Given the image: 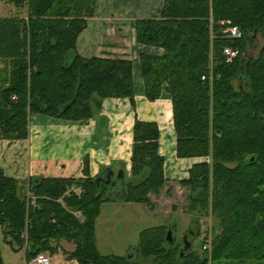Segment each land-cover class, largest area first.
I'll use <instances>...</instances> for the list:
<instances>
[{
    "label": "trees",
    "instance_id": "trees-1",
    "mask_svg": "<svg viewBox=\"0 0 264 264\" xmlns=\"http://www.w3.org/2000/svg\"><path fill=\"white\" fill-rule=\"evenodd\" d=\"M1 2L12 13L0 16V137L24 138L33 112L79 120L91 117L103 97L132 102L128 59L75 50L95 0ZM230 26L239 37L229 35ZM133 29L136 42L161 49L140 52L139 71L146 99L161 90L170 98L176 156L204 158L177 181L188 227L179 236L175 221L144 228L125 255L101 254L95 246L101 203L152 208L148 194L167 183L156 126L135 119L130 173L113 184L105 168L85 179L37 178L28 185L36 197L29 205L19 182L0 171L4 233L24 245L27 257L53 253L50 241H71L68 255L78 264H264V0H163L156 14L135 19ZM256 37L260 45L249 54ZM226 47L236 50L228 60ZM69 186L81 192L64 195ZM189 235L201 236L198 250ZM207 238L209 249H202Z\"/></svg>",
    "mask_w": 264,
    "mask_h": 264
},
{
    "label": "crops",
    "instance_id": "crops-1",
    "mask_svg": "<svg viewBox=\"0 0 264 264\" xmlns=\"http://www.w3.org/2000/svg\"><path fill=\"white\" fill-rule=\"evenodd\" d=\"M162 2L95 0L93 14L86 19L75 40V50L82 56H117L130 61L132 102L126 97H103L91 117L79 120L33 112L29 115L24 138L0 137V171L3 176L19 182V194L24 196L27 204L31 205L26 199V192H30L29 182L37 178L85 179L96 176L104 168L112 171V179L119 170L128 177L135 119L152 122L157 129L156 151L162 157V174L167 181L158 194L168 195L175 189H184L177 181L187 176L191 164L204 158L176 156L170 98L161 90L156 99H146L139 71L138 54H159L161 49L136 42L133 29L135 19L156 14ZM153 195L148 194L150 201ZM148 211L153 212L154 209L150 210L143 203L119 200L101 203L94 221V241L98 252L101 253L102 237L108 235L111 239L117 232L126 235L123 231L126 230L124 222L126 224L127 218L130 219L129 224L131 218L140 221L131 229L137 241L139 231L147 228L141 222ZM115 241H109L113 248ZM50 244L56 246L53 253L41 252L49 256L47 264H78L74 257L68 255L74 247L73 242L59 239L50 241ZM109 244L107 251L101 254L128 252L133 247L131 242H121L122 248L113 251ZM24 251V245L17 247L0 224V264H34L32 257H27Z\"/></svg>",
    "mask_w": 264,
    "mask_h": 264
},
{
    "label": "rangeland",
    "instance_id": "rangeland-1",
    "mask_svg": "<svg viewBox=\"0 0 264 264\" xmlns=\"http://www.w3.org/2000/svg\"><path fill=\"white\" fill-rule=\"evenodd\" d=\"M10 13H12V7L9 5V4H6V3H3L1 2L0 0V16H3V15H9ZM260 42L261 40L259 38L256 37L255 39V43L252 47H250L248 49V52L249 54H255V52L257 51L259 45H260ZM234 85H235V82H234ZM184 195H185V190L184 189H175L173 191V194H164L163 192L159 193L158 195H153L151 197V202H152V208H149L150 210H153L154 209V213L152 211H148V215L146 217L143 218V222L141 223H144L142 224L143 227H150V226H155V225H159V224H162L163 220L162 219H166L164 220L165 223H170V222H176V232L175 234L177 236H179V234L188 227V222H189V217L186 213L183 212V206H184ZM171 206H174L175 209L172 210ZM171 214L168 215L170 212ZM157 214V215H156ZM134 218H131V224L130 223V219L127 218L126 220V224L124 222V228H126V230H131L132 229V225H133V228L135 226V224H138L140 223V221H137V220H133ZM136 221V222H135ZM129 228V229H128ZM203 229V227H202ZM125 232L126 235H119L120 233L117 232L116 235L112 236L111 239H109L108 235H106V238L102 237V245H100V248L99 250L101 251V253L103 252H106L108 248V244H109V241H112L113 239L116 240L115 243H114V247L113 248L112 246H110L109 244V247L113 250V249H116L119 250L120 247L122 248V244H120L121 242H131L132 244H130V246H134L136 243H133V242H136V238H135V235L133 233L134 230H131V232ZM190 230L191 232L193 230H195V225L194 224H191L190 225ZM189 238V236H187V239ZM200 238L201 236H198V237H195V238H192L191 239V242H192V246L191 248L192 249H197L198 250V247H199V242H200ZM117 239L119 241H117ZM109 240V241H108ZM99 244H101V241L98 240ZM120 244V245H119ZM134 244V245H133ZM115 251V250H113ZM129 252V251H128ZM128 252H111L113 254H127ZM109 253V254H111Z\"/></svg>",
    "mask_w": 264,
    "mask_h": 264
},
{
    "label": "built area",
    "instance_id": "built-area-1",
    "mask_svg": "<svg viewBox=\"0 0 264 264\" xmlns=\"http://www.w3.org/2000/svg\"><path fill=\"white\" fill-rule=\"evenodd\" d=\"M227 30L229 32V35L232 37L240 36V31L235 26H230L228 27ZM223 53L226 55V59L228 60L230 57L236 54V50L226 47V48H223ZM70 192L78 195L81 192V190L79 186H74V187L71 186V187L66 188L63 194L67 195ZM26 199L30 202L31 205L34 204V196L31 192H26ZM73 215L81 220V216L78 211H74ZM201 248L207 249V250L209 249V239L208 238ZM31 261L34 264H47L49 262V256L43 253H37L31 258Z\"/></svg>",
    "mask_w": 264,
    "mask_h": 264
},
{
    "label": "water",
    "instance_id": "water-1",
    "mask_svg": "<svg viewBox=\"0 0 264 264\" xmlns=\"http://www.w3.org/2000/svg\"><path fill=\"white\" fill-rule=\"evenodd\" d=\"M121 175H122V170H119V171L114 175V178H113V180H112V184L115 183L116 180H117L118 178H120ZM104 176L106 177V180H107V181L110 180V178L113 176L112 171H109V170H108V172L105 173ZM96 179H99V180H100L101 178H100V177H97ZM170 233H171V232H170L169 229L165 232V238H167L168 240L170 239ZM187 247H189V243L186 242L185 240H183L182 248H183V249H186Z\"/></svg>",
    "mask_w": 264,
    "mask_h": 264
},
{
    "label": "flooded vegetation",
    "instance_id": "flooded-vegetation-1",
    "mask_svg": "<svg viewBox=\"0 0 264 264\" xmlns=\"http://www.w3.org/2000/svg\"><path fill=\"white\" fill-rule=\"evenodd\" d=\"M188 231L191 233V230H190V229H188ZM190 233H189V234H190ZM191 237H192V236L189 235L190 241H191V239H192ZM193 238H194V237H193ZM182 240L187 241V240L185 239V235H182ZM188 241H189V240H188Z\"/></svg>",
    "mask_w": 264,
    "mask_h": 264
}]
</instances>
